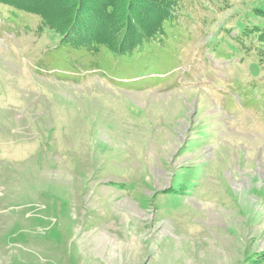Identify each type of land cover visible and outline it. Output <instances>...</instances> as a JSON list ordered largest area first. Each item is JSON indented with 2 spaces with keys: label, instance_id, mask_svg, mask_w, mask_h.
Wrapping results in <instances>:
<instances>
[{
  "label": "rangeland",
  "instance_id": "rangeland-1",
  "mask_svg": "<svg viewBox=\"0 0 264 264\" xmlns=\"http://www.w3.org/2000/svg\"><path fill=\"white\" fill-rule=\"evenodd\" d=\"M167 1L182 43L142 90L73 65L62 22L0 29V264H264V0Z\"/></svg>",
  "mask_w": 264,
  "mask_h": 264
},
{
  "label": "trees",
  "instance_id": "trees-1",
  "mask_svg": "<svg viewBox=\"0 0 264 264\" xmlns=\"http://www.w3.org/2000/svg\"><path fill=\"white\" fill-rule=\"evenodd\" d=\"M80 1L79 12L82 16L78 17L76 23L70 25V22H65V25L61 21L62 11L56 5L46 7L42 0H0V8L5 9L0 10V29H6V26L13 28L12 24L25 28L31 22H62L66 29L58 45L69 53L73 65L97 68L98 73L108 77L115 75L114 78L110 77V81L123 88L142 90L156 87L162 83V78L171 73L169 68L172 65L168 61L163 62L160 54L182 42L173 35H177L175 30L178 24L170 18L166 9L167 0H138L144 2V9L136 14L129 11L136 0L120 2L122 8L123 5L126 7L123 10L124 30L119 40L112 34L110 26L113 8L116 9L114 0H91L95 2L96 11L91 10L86 14L87 0ZM134 7L137 10V6ZM147 8L152 11V18H148ZM31 15L40 17V20ZM260 37L264 39V33ZM253 39L249 37L248 43ZM173 83L175 80L163 84Z\"/></svg>",
  "mask_w": 264,
  "mask_h": 264
},
{
  "label": "bare ground",
  "instance_id": "bare-ground-1",
  "mask_svg": "<svg viewBox=\"0 0 264 264\" xmlns=\"http://www.w3.org/2000/svg\"><path fill=\"white\" fill-rule=\"evenodd\" d=\"M201 204L203 205L204 203L202 202ZM201 204H200V205H201Z\"/></svg>",
  "mask_w": 264,
  "mask_h": 264
}]
</instances>
